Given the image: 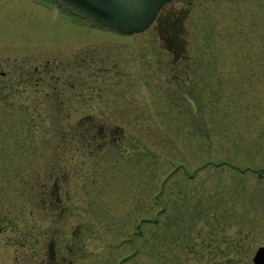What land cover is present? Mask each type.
<instances>
[{
	"label": "rangeland",
	"instance_id": "rangeland-1",
	"mask_svg": "<svg viewBox=\"0 0 264 264\" xmlns=\"http://www.w3.org/2000/svg\"><path fill=\"white\" fill-rule=\"evenodd\" d=\"M175 15L173 48L159 25ZM53 91L65 110L56 137L0 153L1 179L9 162L22 169L0 187L16 205L8 224L0 216V264L253 263L264 244V0H171L134 33L55 0H0V98L18 113L26 97L36 113L35 97ZM15 141L0 137L10 152ZM56 145L68 160L51 220L40 195L30 200L36 188L17 203L20 177L40 181Z\"/></svg>",
	"mask_w": 264,
	"mask_h": 264
},
{
	"label": "trees",
	"instance_id": "trees-1",
	"mask_svg": "<svg viewBox=\"0 0 264 264\" xmlns=\"http://www.w3.org/2000/svg\"><path fill=\"white\" fill-rule=\"evenodd\" d=\"M165 6V5H163ZM163 6L160 8V10L163 8ZM178 15H175L173 19L168 21L167 19H164L161 21L159 28L162 30H165L167 33L164 34L165 40L167 45H171L173 48L177 46H181L178 37H176V32L178 31ZM181 28H179L180 30ZM177 45V46H176ZM23 96H20L18 98H15L13 101V104L16 105V107H19L18 113L15 111H8L7 110V101L10 99L8 97H5L2 99L0 98V105L2 104V107L0 110V137L3 138H9L13 136L16 138V141L12 144L13 148L12 151H8L7 149H4V146L0 144V153L2 152L5 155H8L10 153H13L11 156L20 154L22 150L20 151V146H23V141H20L21 139H27L29 138L30 146H34L35 144H38V141L35 140L32 142V139L34 138H42L45 136L47 131H50L49 128H51V125L54 129V125L60 123L63 119V113L65 110H63L62 106V98L60 99L57 92L53 91V94L49 92H44L41 97L36 96L37 99L36 106L38 111L36 113H32L27 109L28 104H26V100H24ZM42 98V99H41ZM44 99V100H43ZM9 103V101H8ZM44 103V105H43ZM43 107V108H40ZM13 112V113H12ZM82 121V120H81ZM82 122H79L80 124ZM28 128V129H25ZM20 129L22 130V134L20 133ZM34 130V131H33ZM90 132H93V127H91ZM51 132V131H50ZM19 133L20 135H17ZM58 136H61L60 138H65V133L61 132L58 133ZM51 135L55 136V131L51 132ZM71 137H78L79 139L82 138L81 134L77 131V129H74V131L71 132ZM95 136V134L93 135ZM40 145V144H38ZM28 147V144H27ZM65 146L56 145L54 147V151L52 152L53 155H51L49 162L50 165L48 167L40 168V173H36V176H40V181L36 182V179L34 181V174L32 170H28L24 175L20 177L21 182V190L20 192V200L17 203V206L19 210H23L26 203L21 202L23 199L26 198L28 201V195L25 194V190L28 189V186H30V189L33 187L35 190L34 193L36 196L30 200H33L36 202V204H39V195L42 197L45 204H47V212L50 215L51 220L55 219L56 214L59 212L60 208V198H61V190L58 188L59 181H62V176L60 175V170L64 169V166L66 165V161L68 160V157H66L65 150L63 149ZM20 151V152H19ZM41 152L43 149L40 150ZM15 152V153H14ZM6 161H13L14 158L6 157ZM35 159V158H32ZM42 161H45L42 159ZM9 165H11V169L7 170L12 172L14 175H7V177H4L1 179L0 176V187L5 189L8 188L9 185L14 184L13 178L14 176H18L21 174V168L16 167L14 169V165L9 162ZM67 167V165H66ZM43 171V173H42ZM43 175V176H42ZM32 178V179H31ZM2 192V193H1ZM32 193L31 192L29 194ZM5 192L1 191L0 189V216L2 217V220L4 221V225L8 224L7 221V215L11 214L13 210L16 209L15 203H12L11 201L8 203H5L3 201V197L5 196ZM41 200V199H40ZM6 218V219H5ZM11 223V222H10ZM13 226L19 227V223L15 221L12 222ZM2 225H0L1 227Z\"/></svg>",
	"mask_w": 264,
	"mask_h": 264
},
{
	"label": "water",
	"instance_id": "water-1",
	"mask_svg": "<svg viewBox=\"0 0 264 264\" xmlns=\"http://www.w3.org/2000/svg\"><path fill=\"white\" fill-rule=\"evenodd\" d=\"M88 16L94 22L124 33L145 30L159 9L171 0H56ZM252 264H264V244L252 256Z\"/></svg>",
	"mask_w": 264,
	"mask_h": 264
},
{
	"label": "flooded vegetation",
	"instance_id": "flooded-vegetation-1",
	"mask_svg": "<svg viewBox=\"0 0 264 264\" xmlns=\"http://www.w3.org/2000/svg\"><path fill=\"white\" fill-rule=\"evenodd\" d=\"M56 3H57V2H56ZM57 5H58L60 8L66 10V11L74 12L72 9H69V8H67L66 6L62 5V4L57 3ZM96 135H98V134H96ZM83 136H85V134H83ZM80 139H82V138H80ZM59 185H60V181H59V184H58V188H60Z\"/></svg>",
	"mask_w": 264,
	"mask_h": 264
}]
</instances>
